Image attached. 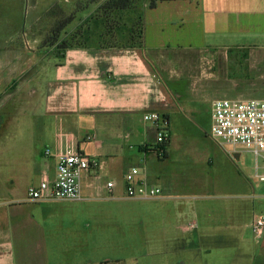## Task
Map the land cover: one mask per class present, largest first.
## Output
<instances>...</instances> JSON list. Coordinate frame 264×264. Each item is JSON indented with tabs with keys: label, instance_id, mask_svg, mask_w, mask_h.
<instances>
[{
	"label": "crops",
	"instance_id": "crops-1",
	"mask_svg": "<svg viewBox=\"0 0 264 264\" xmlns=\"http://www.w3.org/2000/svg\"><path fill=\"white\" fill-rule=\"evenodd\" d=\"M165 2L169 17L154 16L153 11ZM55 6L65 10L58 3L47 8ZM88 8H81L79 18H84ZM113 12L126 21L109 26L108 31L104 20L98 42L68 44L54 51L53 57L34 50L28 36L33 42L36 37L24 29L22 20L0 17V264L104 263L103 258L90 255L103 236L90 237L99 230L91 227L90 218L86 221L88 213L132 200L124 196L123 174L132 166L139 168L155 152L156 126L145 122L143 115L161 114L169 121L170 131L171 122L183 109L181 80L187 61L171 45L175 36L169 28L176 26L175 20L181 29L194 28L186 29L188 37L205 33L212 41L210 51L223 58L227 69L231 55L245 67L237 80L227 72L231 98H264V0H173L159 2L152 9L143 2ZM140 14L142 47L100 42L117 35L118 39L129 38ZM39 18L26 20L25 26L32 27ZM119 27L125 29L119 31ZM87 36L92 39L91 34ZM174 62L183 64L177 76L170 74ZM30 86L33 89L27 96L23 90ZM19 94L24 96L22 102H12ZM22 106L34 111L31 117L37 124L29 132L33 144L26 143L28 131L17 118L24 115ZM211 139L221 157L209 155L207 160L234 165L236 175L221 180L230 193L213 204L195 202L190 209L181 202L180 216L188 223L150 229L158 233L153 237L157 255L169 259H156L150 249L149 264H264V230L259 240L250 237L252 223L264 213V180L259 179L264 175L263 159H256L259 183L254 185L231 159L232 153L239 158L240 150H226ZM64 152H80L102 161L101 169L83 177L82 199L28 201L27 187L43 179L52 181L57 155ZM140 175L151 183L146 173L140 171ZM111 180L115 184L109 196L106 183ZM172 255L178 262H172Z\"/></svg>",
	"mask_w": 264,
	"mask_h": 264
},
{
	"label": "rangeland",
	"instance_id": "rangeland-1",
	"mask_svg": "<svg viewBox=\"0 0 264 264\" xmlns=\"http://www.w3.org/2000/svg\"><path fill=\"white\" fill-rule=\"evenodd\" d=\"M1 1L3 0H0V3ZM8 1L0 6V17L22 20L24 29L26 27L28 32H31L36 37L33 42L31 37L28 36L31 41L30 45L36 51L39 49L44 54H50L49 57H53L54 51L58 52L59 49L68 44L98 42L97 39L101 30H103L102 22L106 18V13L110 17L109 26H114L115 24L120 26L127 19L125 17L126 19L122 18L120 20L113 11H103L101 8L104 0ZM138 1L137 3L141 6L143 0ZM54 3H58L60 7L64 6L66 11L56 6L50 9L47 8ZM166 4L169 3L165 2L159 5L153 11L154 16L160 18L169 17V13L165 9ZM67 6L71 7L68 8ZM87 6H90V8L87 9L84 18H79L83 16L80 15L81 8ZM35 15L40 17L38 22L32 27L25 26L28 20H34ZM69 17L70 21L75 18L74 22H72L73 24L60 31L63 29V25L61 26L59 22ZM176 18L177 16L174 17V19ZM175 25L169 28V30H172L170 33L175 36L172 38V42L175 44L171 45L178 47L176 52L180 56H186L185 59L187 61L183 73L185 77L181 80V85L184 88H182L183 99L185 100L182 99L183 109L179 112L176 121L171 122V143L167 146V156L161 157L158 156L157 152H154L150 154L147 161L138 164L139 171L149 176L151 183L161 190V195L164 197L162 200L160 198H130L132 200L116 202L111 207L108 205L104 210H93L88 213L86 221L90 218L91 227L99 230L98 234L92 232L90 237L92 238L94 235L103 236L100 244H98L99 247L97 245L96 248H92L90 255L92 258H103V264H149L152 261L150 259L152 257L148 253L150 249H153L152 254L155 255V258L159 259L158 257L162 253L157 255V247H154L153 241V237L157 236L158 233L150 232V229L154 227L162 229L163 226H182L188 223V221L184 222L185 218L180 216V212L183 209H180L178 205L181 202L182 204L186 203H184L186 208L198 201L213 204L217 202V198L226 197L224 194L230 193L229 187L221 180L229 177L232 173L235 174L234 165L232 163V165L223 163L216 158H213L212 162L207 160L209 155L214 157L216 154L221 157L219 155L221 151L217 149L218 147H216L209 136L211 126L210 105L215 98L232 97L229 95L231 90L226 87L225 78L227 72L237 80L242 76L241 74L245 67L236 63L238 58L230 54V59H228L229 69H227V64L223 63V58L215 51H210L212 41L206 38L205 33L199 35L196 32L188 37L185 35L188 25L186 28L181 29L179 28L181 24H179L178 20H175ZM119 28V31H121L126 27ZM193 29L187 30L193 31ZM89 34L92 35V39L87 36ZM117 36L113 39L111 37L102 39L100 42L116 45L126 42L127 39H118ZM22 39L26 45L24 37ZM54 41L56 42L55 45H53ZM29 51L31 50L29 49ZM162 52L165 53V51ZM211 54H214V57ZM239 59L240 61L243 60L242 57ZM172 67L170 74L177 76L181 73L183 64L174 62ZM217 74L219 76L218 79L216 77ZM32 89L33 87L30 86L23 92L29 96ZM261 93H264V90ZM22 98L24 96L19 94L12 99V102H19L20 100L22 102ZM20 109L24 115L17 118L24 125L22 128L28 131L25 141L27 144H33L34 138L29 137V132L34 130L35 124H37L31 117L34 111L29 106L25 110L23 106ZM13 121L8 128H12ZM225 148L230 151L234 149L240 150L239 158H237V154L232 153L233 158L231 159L240 168V172L250 178L252 184H258L259 179L256 177L254 168L255 155L242 146H225ZM224 161L229 162L226 159ZM255 199L251 197V200ZM189 209L187 211H190ZM250 237L251 241L256 239L251 231ZM158 250L167 252L162 247H159ZM165 257L162 258L161 256L160 258L162 260L168 258ZM177 259L172 255V262H178Z\"/></svg>",
	"mask_w": 264,
	"mask_h": 264
},
{
	"label": "built area",
	"instance_id": "built-area-1",
	"mask_svg": "<svg viewBox=\"0 0 264 264\" xmlns=\"http://www.w3.org/2000/svg\"><path fill=\"white\" fill-rule=\"evenodd\" d=\"M145 122L156 126L155 147L170 140L169 121L159 113L143 115ZM209 136L225 146H242L252 152L256 159L264 162V98H216L210 105ZM157 146V147H156ZM46 154L50 150L45 151ZM56 177L50 181L41 180L26 190V199L30 202L51 200H81L82 179L90 171L97 172L102 161L80 152H64L57 155ZM264 180V175L259 176ZM113 180L106 183L108 195L112 196ZM124 196L133 199H157L162 197L161 190L141 177L137 166L130 167L123 174ZM264 230V213L259 215L251 226V232L259 240Z\"/></svg>",
	"mask_w": 264,
	"mask_h": 264
},
{
	"label": "trees",
	"instance_id": "trees-1",
	"mask_svg": "<svg viewBox=\"0 0 264 264\" xmlns=\"http://www.w3.org/2000/svg\"><path fill=\"white\" fill-rule=\"evenodd\" d=\"M137 1L138 0H104L103 1L104 4L101 9L105 12L126 11L128 9H131L132 7H135L137 5ZM163 1H173V0H143V2H147V5L150 9L156 7V5L159 2H163ZM105 17H106L105 22L108 23L106 26H108L109 29L108 31H110L109 28L110 17L108 16V13L105 14ZM69 21H70V17L67 19H63V21L61 20L59 23H61V26L63 25L64 27ZM143 42H144V22H143V15L140 14L136 24H133V26L129 30V38H127L124 44H120V45L127 47H142ZM168 144L169 141L159 146V148L162 149V154L161 155L158 154V156L161 157L167 156L166 148Z\"/></svg>",
	"mask_w": 264,
	"mask_h": 264
}]
</instances>
